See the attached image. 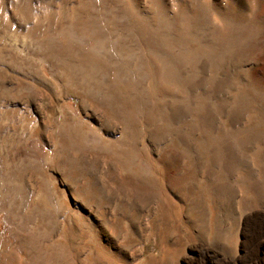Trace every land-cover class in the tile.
<instances>
[{"label":"rangeland","instance_id":"1","mask_svg":"<svg viewBox=\"0 0 264 264\" xmlns=\"http://www.w3.org/2000/svg\"><path fill=\"white\" fill-rule=\"evenodd\" d=\"M0 264H264V0H0Z\"/></svg>","mask_w":264,"mask_h":264}]
</instances>
